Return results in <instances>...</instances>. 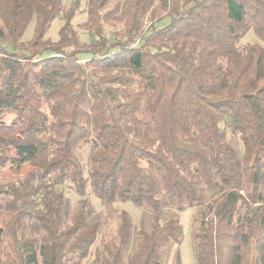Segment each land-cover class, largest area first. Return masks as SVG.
I'll return each instance as SVG.
<instances>
[{"label": "trees", "instance_id": "16d2710c", "mask_svg": "<svg viewBox=\"0 0 264 264\" xmlns=\"http://www.w3.org/2000/svg\"><path fill=\"white\" fill-rule=\"evenodd\" d=\"M64 1L0 0V169L26 167L0 185V264H165L180 244L176 219L145 229L119 211L114 241L86 262L101 225L88 192L105 207L198 208L196 264H264V0ZM81 1L87 46L71 26ZM147 15L168 24L144 32Z\"/></svg>", "mask_w": 264, "mask_h": 264}, {"label": "rangeland", "instance_id": "374dc122", "mask_svg": "<svg viewBox=\"0 0 264 264\" xmlns=\"http://www.w3.org/2000/svg\"><path fill=\"white\" fill-rule=\"evenodd\" d=\"M72 1L73 0H65L63 2V7L67 8ZM121 1L122 0H109L106 9L112 8L114 4L120 3ZM60 16L51 23L50 28L47 30L46 34L44 35L45 41L56 42L58 40L59 38L58 31L63 23ZM86 21H87V16L85 13V3L84 1H81L79 9L71 21V26H72V30L76 33V36L82 46H87L92 41L97 40V38L94 35H92L90 32L84 29L83 25L86 23ZM34 22L35 21L33 19L28 25L24 35L21 38V42L26 43L33 36V30L35 26ZM152 22L155 23L156 21L155 20L151 21L150 17L147 15L143 20L142 31L145 32ZM167 24H168V20H165L160 23L158 22L155 23V27L156 29H163L165 26H167ZM121 28H122L121 25H116L114 27H107V26L104 27L105 38L107 40H111V32L118 31ZM256 41L257 40L255 39L253 33L249 32L242 40L241 46H243L246 43H253ZM140 43L141 42L138 40L135 43V45H139ZM89 57L90 56L88 54L83 52L80 55H78V60L80 62H85ZM220 67L221 69L223 68L222 61H220ZM225 132L227 134V140L231 144H233L238 151L242 152V143L238 139V137L232 136L228 130H226ZM88 154H89L88 146H85L77 151L78 158L84 168L85 176L88 173V166H87ZM22 169L23 171H21ZM22 169L19 171H15V169H12L8 166L0 169V185L7 184L12 181H17L18 179H20L23 176L26 167ZM60 189H62L64 196L69 199L71 209L75 208L80 198L68 186H64L63 188L60 187ZM216 191L217 190L215 189H208L204 187V199L206 203H208L211 197H213L216 194ZM86 198L88 199L94 212L99 215L100 223H101L97 238L95 240V243L90 248V255L86 260V262L93 261L98 253L101 254L104 251L105 247L107 245H110L114 241V237L116 234L117 214L119 211H125L131 217L134 226L142 225L145 227V229H149L152 224H156V223L161 224L163 221L168 220L170 218L176 219L179 225H181L182 227L183 236L181 238L180 244L178 245L173 244L170 246L165 264L173 263L176 252H178L180 256L181 264H196L192 251L191 230L193 228L194 219L197 213L199 212L198 208L186 209L182 212H178L174 210H164L159 214H154L150 211L139 209L128 203L126 204L115 203L111 206L105 207L96 197H94L89 192L87 193Z\"/></svg>", "mask_w": 264, "mask_h": 264}]
</instances>
